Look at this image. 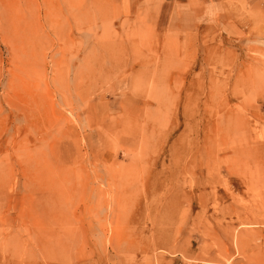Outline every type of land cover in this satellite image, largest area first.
<instances>
[{"label":"rangeland","instance_id":"1","mask_svg":"<svg viewBox=\"0 0 264 264\" xmlns=\"http://www.w3.org/2000/svg\"><path fill=\"white\" fill-rule=\"evenodd\" d=\"M117 2L0 0V264H264V0Z\"/></svg>","mask_w":264,"mask_h":264},{"label":"crops","instance_id":"2","mask_svg":"<svg viewBox=\"0 0 264 264\" xmlns=\"http://www.w3.org/2000/svg\"><path fill=\"white\" fill-rule=\"evenodd\" d=\"M118 2V6H119V10L120 13L122 15H126L127 11H130L132 9V6L134 4V2L136 0H117ZM184 4V3H183ZM164 6H166V4H163L158 11V17H157V21H156V28L160 29L161 31H164L166 29V27L170 26L171 24V11L170 13H168V11L163 10ZM183 5H181L182 7ZM184 11H181V13H178V16H176V21L174 23H176V30L182 32V33H189V28L185 27L184 25H187V18L184 19V15H183ZM124 98V97H123ZM122 99H114V98H109L106 101V106H107V110L110 113H116L118 112L117 109V105L119 106V104H123L124 102L121 101ZM132 103H136V100L130 99ZM263 115V114H261Z\"/></svg>","mask_w":264,"mask_h":264}]
</instances>
